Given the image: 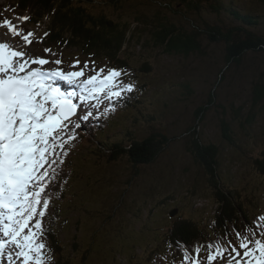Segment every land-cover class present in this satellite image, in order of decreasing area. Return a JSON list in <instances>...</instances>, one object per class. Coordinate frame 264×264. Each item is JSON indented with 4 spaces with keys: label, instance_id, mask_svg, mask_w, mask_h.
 Listing matches in <instances>:
<instances>
[{
    "label": "rangeland",
    "instance_id": "obj_1",
    "mask_svg": "<svg viewBox=\"0 0 264 264\" xmlns=\"http://www.w3.org/2000/svg\"><path fill=\"white\" fill-rule=\"evenodd\" d=\"M164 3L163 0H118L115 6L99 2L81 5L112 20L135 23L132 26L137 29L131 26L135 36L129 37L118 55L127 65H112L105 59L81 56L82 62L76 68L59 66L64 71L79 70L88 61L89 68H115L124 73L117 78V84L135 85L124 106L119 105L120 100L109 101L101 94L100 108L94 109L87 120L101 124L100 128L95 126L94 134L100 140L91 143L84 138L71 149L64 199L59 203L50 201L43 219L44 230L51 220L56 221L55 227L50 226L49 230L62 241L63 254L70 264H154L156 256L169 259L174 254L167 234L174 218L181 216L200 224L210 222L217 206L214 188L210 176L187 150L192 137L185 131L193 125H197L202 143L218 146L216 176L224 190L230 189L250 214L264 209V176L254 165V160L264 154V99L257 100L256 104L251 101L253 82L264 87V52H246L241 63L226 70L225 80L215 87L225 63L226 45L223 41L210 40L205 33L208 25L226 29L239 24L232 13L236 10L261 16L257 25L243 27L262 32L264 36V8L256 0H212L189 12L181 4L170 3L172 10L167 15L175 24L201 32L198 34L200 50L184 56L169 54L148 44L149 26L137 24L135 20L139 13L154 18ZM218 5L220 8L215 10ZM11 17L16 25L28 24V31H33L35 37L43 29L18 19L20 16ZM0 42L25 51L29 57L59 59V53H45L39 40L26 45L21 37L11 35L3 26H0ZM63 52L77 58L74 51ZM145 63L150 66L149 70H145ZM55 67L54 63L43 66ZM93 74L85 69L82 78ZM60 87L73 89L64 81ZM214 87L218 93L217 104L198 121L194 111ZM105 108L112 110L105 114ZM83 109L84 105L78 108L79 116L85 114ZM223 123L229 129L230 140L223 136ZM154 131L168 135L171 141L152 164L134 167L126 158L108 162L97 151L100 143L112 145L120 140L128 143L131 137L140 140ZM56 204L61 210L54 219L51 216ZM174 207L178 211L171 217L168 212ZM45 234L41 237L46 244L45 264H54L56 258L47 247Z\"/></svg>",
    "mask_w": 264,
    "mask_h": 264
},
{
    "label": "snow or ice",
    "instance_id": "obj_2",
    "mask_svg": "<svg viewBox=\"0 0 264 264\" xmlns=\"http://www.w3.org/2000/svg\"><path fill=\"white\" fill-rule=\"evenodd\" d=\"M18 19L27 21L29 17ZM0 26L21 37L26 45L33 43L35 33L11 19H0ZM44 51L52 54L51 49ZM49 63L57 67L43 68ZM62 63V58L29 57L25 51L0 42V264H45L46 244L41 237L50 205L46 189L68 155L66 145L75 139L70 126L80 128L81 120H89L101 106V94L109 101L118 100L135 88L132 83L117 84L124 74L118 69L97 70L85 61L79 70L64 71L59 67ZM77 66L78 59L71 67ZM85 69L95 74L82 78ZM57 81L79 92L62 90ZM81 105L85 114L73 121ZM111 110L105 108V114ZM258 220L264 227V214ZM233 234L235 244L230 238ZM227 236L191 249L185 246L181 264H264V238L254 239L251 228L247 235L236 230Z\"/></svg>",
    "mask_w": 264,
    "mask_h": 264
},
{
    "label": "trees",
    "instance_id": "obj_3",
    "mask_svg": "<svg viewBox=\"0 0 264 264\" xmlns=\"http://www.w3.org/2000/svg\"><path fill=\"white\" fill-rule=\"evenodd\" d=\"M165 1L164 7L159 8L154 18L139 13L136 15L135 20L137 24H142L148 28L149 35L147 34L148 44L151 46L160 47L169 54H182L188 56L189 54L200 50V43L198 34L201 33L195 28H184L183 26L175 24L170 17L168 11H171L170 3L181 4L183 10L197 11L201 8L203 3L212 0H163ZM257 3L264 8V0H256ZM99 3H107L115 6L118 0H3L0 3V19L8 18L13 21L11 16H28L27 22L34 27H42V31L37 37L33 38V42L39 40L42 50L51 49L55 55L63 50H71L77 54V58L84 56L95 57L98 59H105L108 63L127 65L125 61L120 59L118 55L124 48L129 37L135 36L131 31L133 21L122 22L119 19H110L103 13H95L87 10L84 6H92ZM167 2V3H166ZM219 2V0H214ZM169 3V4H168ZM219 5H221L219 3ZM216 6L215 10L220 7ZM163 9V10H162ZM167 10V11H166ZM172 12H176L173 9ZM171 13V12H170ZM177 13V12H176ZM233 15L239 24L232 25V27L221 29L217 25H208L205 33L212 41H223L225 46V63L218 74V79L215 83L217 87L219 81L222 83L225 80V71L232 65H239L246 52L255 51L256 53L264 52V36L262 32H254L249 30L243 25L255 26L259 23L261 16H256L251 13L241 14L239 11L234 10ZM256 17V18H255ZM135 24V23H134ZM25 31L29 30L28 24H22ZM137 29L136 26H132ZM6 28V27H5ZM224 30V31H222ZM47 32L48 35L44 36ZM147 33V31L145 32ZM142 34H144L142 32ZM66 48V49H65ZM69 57L72 62L67 63L71 65L74 59L71 55H59V59ZM80 61V60H79ZM66 63V62H63ZM119 65V66H121ZM145 70H149L150 66L145 63ZM127 70L130 68L125 66ZM144 70V68H139ZM264 81V79H262ZM188 88V84L185 85ZM214 89L207 93V98L198 106L194 111V117L201 121L205 114L210 110V107L217 104L218 93ZM252 90V103L256 104L257 100L264 99V87L257 86L253 82ZM131 93H125L120 100V106H124L128 102ZM222 113H225V108H222ZM95 125L91 122L86 123V129L89 135L93 132ZM197 125L190 126L186 129L185 134L192 137L187 146V150L193 156L196 163H198L204 171L210 176L209 180L214 188V193L217 195L219 208H217V215L214 221H211L210 231L199 225L196 221L181 218V216L174 218L167 230L170 243H176L179 248L187 246L189 249L196 244L201 246L216 241L219 238H228V233H234L236 230H241L244 234H248L251 228L258 237L264 236V227L261 224L251 221L249 213L241 206L237 199L234 198L230 189L221 186L216 170L218 165V146L214 143H202L196 131ZM223 136L225 139L230 140L229 129L225 123L222 126ZM78 133H81L80 131ZM89 142L93 140L86 137ZM75 139L66 145L68 155L64 157V163L58 165V175L54 181L46 189L48 196L56 203L62 202L64 197V183L68 179L70 165L68 161L73 153L68 149L75 145ZM171 141V137L154 131L144 138L138 140L130 138L126 143L122 140L114 142L112 145L103 142L98 144L97 151L106 158L108 162L119 161L126 158L134 167L146 166L152 164L157 159L159 153ZM68 157V158H67ZM255 168L264 176V154L261 158L254 160ZM50 188V189H49ZM214 194V195H215ZM59 204L53 208L54 219L58 218V211H60ZM264 214V212H263ZM55 220L46 225L45 236L47 240V247L50 248L51 253L56 254V261L54 264H70V261L65 258L63 254L62 241L56 238L54 231L49 230L50 226L54 227ZM209 231V232H208ZM232 243L236 240L235 235H231ZM203 258V253L201 254ZM157 264H166L158 262Z\"/></svg>",
    "mask_w": 264,
    "mask_h": 264
},
{
    "label": "water",
    "instance_id": "obj_4",
    "mask_svg": "<svg viewBox=\"0 0 264 264\" xmlns=\"http://www.w3.org/2000/svg\"><path fill=\"white\" fill-rule=\"evenodd\" d=\"M176 212H177V210H173L170 212V215L173 216V215H175Z\"/></svg>",
    "mask_w": 264,
    "mask_h": 264
},
{
    "label": "bare ground",
    "instance_id": "obj_5",
    "mask_svg": "<svg viewBox=\"0 0 264 264\" xmlns=\"http://www.w3.org/2000/svg\"><path fill=\"white\" fill-rule=\"evenodd\" d=\"M68 91H75L74 88L72 90H68ZM69 161V160H68ZM50 189V188H49Z\"/></svg>",
    "mask_w": 264,
    "mask_h": 264
}]
</instances>
